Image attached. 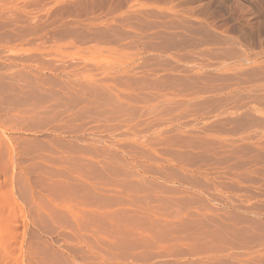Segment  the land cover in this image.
Instances as JSON below:
<instances>
[{
  "label": "rangeland",
  "instance_id": "obj_1",
  "mask_svg": "<svg viewBox=\"0 0 264 264\" xmlns=\"http://www.w3.org/2000/svg\"><path fill=\"white\" fill-rule=\"evenodd\" d=\"M0 264H264V0H0Z\"/></svg>",
  "mask_w": 264,
  "mask_h": 264
}]
</instances>
